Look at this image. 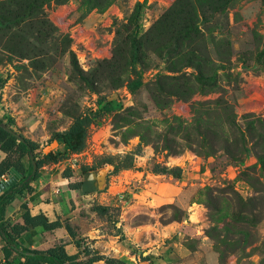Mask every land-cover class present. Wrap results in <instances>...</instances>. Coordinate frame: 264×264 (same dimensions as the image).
<instances>
[{
	"label": "rangeland",
	"instance_id": "rangeland-1",
	"mask_svg": "<svg viewBox=\"0 0 264 264\" xmlns=\"http://www.w3.org/2000/svg\"><path fill=\"white\" fill-rule=\"evenodd\" d=\"M228 1L0 0V119L41 154L94 120L84 264H264V0Z\"/></svg>",
	"mask_w": 264,
	"mask_h": 264
},
{
	"label": "trees",
	"instance_id": "trees-1",
	"mask_svg": "<svg viewBox=\"0 0 264 264\" xmlns=\"http://www.w3.org/2000/svg\"><path fill=\"white\" fill-rule=\"evenodd\" d=\"M224 5L228 0H221ZM222 5L221 8H224ZM91 115L79 116L71 127L54 136V140L59 142V147L48 155L38 153L40 146L26 138L24 135L15 131L12 126L4 123L0 119V150L7 157L0 162V181L10 176L15 171L21 176L19 182L0 194V237L4 242L3 255L5 264H84L80 259L81 253L70 255L65 245L56 246L45 251L33 250L21 247L19 239L21 235L37 227H43L47 231H54L57 228L65 227L69 234L74 237L75 233L72 227L60 220L50 222L44 215L33 216L26 203L21 206L23 224H12L5 220L8 207L16 200L24 197L25 193L32 192V182L42 176V170L46 165L55 164L61 160L70 159L72 156L82 153L89 144V131L93 124ZM8 128V129H6ZM115 164L112 159H108ZM104 163H99L92 167H81L85 175L89 171L101 169ZM114 173L120 170L119 165H114ZM133 165L127 166L131 168ZM67 176L71 172L67 171ZM181 178L180 173H174ZM96 211L103 212L102 208ZM105 212V211H104ZM132 249V245H129ZM17 258L13 259L14 255ZM105 260L106 264H125L124 262L111 258L91 259L90 262Z\"/></svg>",
	"mask_w": 264,
	"mask_h": 264
},
{
	"label": "crops",
	"instance_id": "crops-1",
	"mask_svg": "<svg viewBox=\"0 0 264 264\" xmlns=\"http://www.w3.org/2000/svg\"><path fill=\"white\" fill-rule=\"evenodd\" d=\"M6 157L7 155L0 150V162ZM67 168L69 166L62 165V162L46 165L42 170V176L32 182L33 191L25 193L23 198L16 199L8 207L5 220L12 224H23L21 206L23 203H26L33 216L42 214L50 222L60 220L63 223H67L73 228L75 236L72 237L65 227L57 228L54 231H47L43 227L30 228L19 239L21 247L45 251L56 246L65 245L67 252L70 255H75L80 253L73 243L76 233L80 234L83 238L89 236L90 239L109 235L98 224H93L87 233L83 232L80 223H78L79 216L76 215V212L81 211L87 205V201L98 197L103 189L102 186L105 184L104 176H101L98 170L89 171L87 174L81 176H73L71 167L69 169L71 176L68 177L66 174ZM9 178V176L4 178V181L9 180ZM73 204L76 205L75 208H73ZM121 235H123L122 231ZM117 237H120V234ZM128 240L130 242L129 245H132V240ZM125 247L127 246L125 245ZM127 249L126 253L116 255L110 248L105 257L120 260L125 264H132L131 260L133 258L136 259V256L130 255L129 246ZM100 254L104 255V253ZM89 264H105V260L89 262Z\"/></svg>",
	"mask_w": 264,
	"mask_h": 264
},
{
	"label": "water",
	"instance_id": "water-1",
	"mask_svg": "<svg viewBox=\"0 0 264 264\" xmlns=\"http://www.w3.org/2000/svg\"><path fill=\"white\" fill-rule=\"evenodd\" d=\"M6 129H8V128H6ZM55 147H59V142L58 141H55L51 146H48V147H46L44 149L45 155H48L51 152H53L55 150ZM80 172L82 173V170L81 169H80ZM9 177H10L9 180H7V181H4V182L0 181V194L5 189L16 185L19 182L20 178H21V176L18 175L15 171H12L10 173V176Z\"/></svg>",
	"mask_w": 264,
	"mask_h": 264
},
{
	"label": "bare ground",
	"instance_id": "bare-ground-1",
	"mask_svg": "<svg viewBox=\"0 0 264 264\" xmlns=\"http://www.w3.org/2000/svg\"><path fill=\"white\" fill-rule=\"evenodd\" d=\"M100 174H101V176H103V173L102 172H100ZM102 179V178H101Z\"/></svg>",
	"mask_w": 264,
	"mask_h": 264
}]
</instances>
